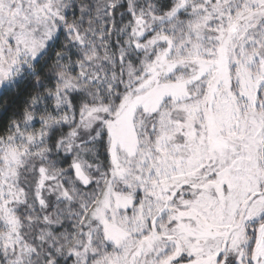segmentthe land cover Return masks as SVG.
I'll return each mask as SVG.
<instances>
[{
	"label": "snow or ice",
	"instance_id": "snow-or-ice-1",
	"mask_svg": "<svg viewBox=\"0 0 264 264\" xmlns=\"http://www.w3.org/2000/svg\"><path fill=\"white\" fill-rule=\"evenodd\" d=\"M0 264H264V0H0Z\"/></svg>",
	"mask_w": 264,
	"mask_h": 264
}]
</instances>
